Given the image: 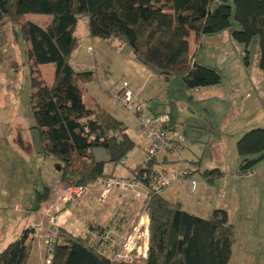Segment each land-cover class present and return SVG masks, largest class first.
Segmentation results:
<instances>
[{"label":"trees","instance_id":"obj_1","mask_svg":"<svg viewBox=\"0 0 264 264\" xmlns=\"http://www.w3.org/2000/svg\"><path fill=\"white\" fill-rule=\"evenodd\" d=\"M28 14L47 15L52 20L42 27L27 20ZM83 19L89 20L90 39L123 41L159 77H177L189 89L222 83L216 69L198 60L205 35L231 30L232 38L245 46L246 64L249 47L257 39L259 68L264 71V0H233V5L230 0H0V25L8 20L13 41H23L27 47L34 90L31 105L41 153L60 162V178L66 185L88 186L105 176L116 177L106 173L107 164L122 165L136 147L122 121L95 101L92 108L85 102L87 85L98 81V74L94 69L77 71L71 63L81 45L78 29ZM191 34L196 45L193 54ZM46 65L54 66L53 83L41 79L39 68ZM98 148L108 152V161L96 158ZM237 149L242 158L238 175H246L264 159V128L245 133ZM157 164L156 158L149 159L128 179L147 185ZM193 164L199 168L198 162ZM202 175L212 185L226 173L216 168ZM162 194L151 195L139 213L147 212L150 218V250L142 264H229L236 231L228 212L214 209L206 219ZM49 195L46 187L37 198L38 207ZM32 232V227L25 229L3 250L0 264H29ZM113 255L86 238L56 229L51 264H129Z\"/></svg>","mask_w":264,"mask_h":264},{"label":"rangeland","instance_id":"obj_2","mask_svg":"<svg viewBox=\"0 0 264 264\" xmlns=\"http://www.w3.org/2000/svg\"><path fill=\"white\" fill-rule=\"evenodd\" d=\"M230 2L233 5V0ZM46 16L28 14L27 20L38 25L41 23L48 25L52 19L48 17L49 21H45ZM7 24L9 22L5 20L0 25V223L2 221L7 223L10 217L5 214L9 210H11L10 215L17 214L14 213L16 203H20L25 208L38 207L37 198L40 193L45 192L48 181L60 178L56 174V165L60 162L55 158L45 157L41 153V136L39 130L35 128L36 121L31 105L34 90L26 44L21 41L15 46L9 35L10 27H7ZM88 24L89 20L83 19L79 25L78 34L81 37V45L76 59L83 63V68L90 67L97 71L98 81L91 83L89 87L93 97L98 100L103 109L106 108L107 112L119 117L120 121L128 127V133L136 143V147L128 155L130 157L128 165L144 166L149 157L145 149L147 142L139 129L137 130L139 121L134 113L116 103L113 98L114 92L120 90L125 84L135 90V81L132 82L130 75L124 72L114 48H110L108 43L92 41L88 37ZM208 36L212 38L213 35ZM8 40L12 44V52L16 55L13 66L6 62L7 56L4 55L3 58L1 55V51L6 49ZM207 42L208 44L206 41L202 43L198 51V59L200 63L220 73L222 83L220 88L218 87L220 91L218 94L205 95L203 90L189 89L181 79L172 77L169 80L164 78L148 80L147 87L140 91V96L149 105V109L167 114L177 126L181 127L186 136V147L180 152L183 157L182 165L185 168L193 169L195 167L193 163L198 162L199 167L201 166L204 171L219 168L239 177L238 181H230L228 192L223 196L226 198L228 207L230 206V222L236 231L230 264H264V229L257 228L259 216L255 218L256 211L254 212L253 209L257 194L264 192V180L259 181L264 178V159L248 174L238 175L242 158L237 149V142L245 133L253 128H264V71L259 68L258 41L254 39L249 47L250 55L247 65L243 44L234 40L232 45L223 43L218 47L213 44L214 42ZM88 45H93L95 52H92V47ZM3 52L5 54L6 50ZM241 68L244 71H241ZM108 69L114 74L107 73ZM39 70L42 80L48 84L53 83V65H46ZM146 79L147 77H142L137 83H145ZM236 79L239 81L236 82ZM102 84L105 87H102ZM229 98H232V102H229ZM86 103L88 107H92L91 101ZM191 144L200 150L198 161H194L193 156L191 157ZM162 157L163 155L159 154L156 158L157 168L172 170L179 164H176V167L167 168L164 161H161ZM171 158L178 161L177 156ZM112 167L113 165L108 164L106 171L110 172ZM118 167L122 168L121 165ZM203 172L194 173L195 179L204 180L201 174ZM242 176L249 177L242 179ZM218 181L219 179L216 180ZM177 184L168 188L165 195L172 194L174 188L178 187ZM214 184L215 182L212 185ZM216 187L219 189L220 185ZM116 192L118 193L115 194ZM116 192H113L104 203H100L97 196H94L92 206L98 210L107 209L106 212H110L112 210L110 205L114 202L116 195L122 206L114 208L110 218L116 222V225L119 224L118 227L123 232L135 224L143 202L134 199L130 192ZM195 193L183 187L180 193L181 200L186 203L191 201L194 204L197 202L198 197L195 195H198V190ZM223 197L219 194L210 202L216 205ZM239 205L246 206L239 209ZM6 208L7 213H5ZM247 209L250 211L248 214ZM210 216L211 214L206 219ZM42 222L47 225L48 220ZM102 248L107 254L112 252L103 244ZM30 264H44V260L39 257L37 251L33 253Z\"/></svg>","mask_w":264,"mask_h":264},{"label":"crops","instance_id":"obj_3","mask_svg":"<svg viewBox=\"0 0 264 264\" xmlns=\"http://www.w3.org/2000/svg\"><path fill=\"white\" fill-rule=\"evenodd\" d=\"M48 17H50V19H52L51 16H46V18H44L45 21H49ZM26 19H27V15H26ZM40 26L45 27L46 25L41 23ZM7 27H9V24H7ZM6 34H7V39H9L8 32H6ZM212 35H213V36H211L212 38H210L208 35L203 36L202 43H204V41H206V44H208L207 41H209L211 43L214 42L213 44H215L218 47L222 46L223 43H227L229 45H232V43H234L233 42L234 40H232L231 30H226V31H223V32H220L217 34H212ZM213 37H216V38L213 39ZM92 41H96V42L100 41L102 43H108L110 48L112 47L116 50L118 62L124 68V72L127 73L126 75H128V76L130 75L129 76L130 80L132 82L135 81L136 87H134V88H135V91H137L139 94H140L141 90L146 89L148 80H153L154 78L158 79V80H162V77L159 78L154 71H152L151 69L146 67L144 64H142L135 57L131 48L127 44H125L123 41L118 40V39H114V38L109 39V40L95 38V39H92ZM14 43L16 46L18 42H14ZM189 43H190V45H189L190 46V54H193V51H195V48H196L195 36L193 34H191L189 37ZM88 46L89 47L91 46L92 49L94 50V51L92 50V52H95V48L93 45H88ZM5 50H6V52L4 54L3 51H5ZM77 54H78V51L75 53V55L73 56L72 61H71L74 69H76L77 71L91 70L90 67L89 68H87V67L83 68V63L76 59ZM1 55L3 58H4V55L7 56L5 58L6 62H8L9 64H11L13 66L12 63L15 62L14 57H16V55H15V52H12V44L10 43V40H8V44L6 45V49H3L1 51ZM259 56H260V54H259ZM201 64L204 65V63H201ZM41 67H44V66H41ZM243 67H245L244 64H243ZM241 71H244V69L241 68ZM107 73L114 74L113 72H111L110 69L107 70ZM142 77H147L146 82L142 83V84L137 83L142 79ZM238 81L239 80L236 79V82H238ZM101 86L105 87L104 84H102ZM220 86H221V84L217 85V86L205 87V88H196V89H201V91L203 90V92H204L203 94H205V95H207V94L213 95V94H218V92H220L218 90L220 88ZM89 87H90V84L87 85V88L89 90V94L85 96V102L91 101L92 107H94V101L100 105L98 100L93 97L94 95L91 93ZM220 94H222V93H220ZM229 102H232V98L230 99ZM147 106L149 108L148 104H147ZM149 111L156 113V114L163 113V112L153 111V109H149ZM111 114H113V113H111ZM113 116L116 117L117 119H119L118 116H116L114 114H113ZM137 127H138L137 130H138L139 124ZM253 129H255V128H253ZM168 130H169L170 134L175 138L177 143L179 142L178 141L179 138H183V142L180 143L181 147L178 148L177 151L171 152V153H161L163 155V157L161 158V161H165L164 162L165 167L171 168V166L176 167V164H178V163L179 164L183 163L182 162L183 157L180 154V152H181V150H183L186 147V145H185L186 136H185L184 132L181 130V127L177 126V124L173 121L172 118H170V121L168 124ZM139 132H140V130H139ZM130 137H131V135H130ZM210 140H211V138H210ZM210 140H209V142H210ZM190 150H191V157L193 156V158L195 159L194 161H198V159L200 158L199 148L198 147L195 148V146L191 144ZM94 154H95L96 158L99 160H102V161H108L109 160V154L104 149H101V148L95 149ZM97 155H98V157H97ZM172 156H177L178 161L176 159H172L171 158ZM128 159H129L128 160V163H129V161H130L129 156H128ZM158 161H160V160H158ZM128 163L121 165L122 168H119L117 166L116 168L112 167L110 172L106 171V170L105 171L107 174L113 173L117 177L131 178L132 177V171L135 170L136 168L140 167V166H139V164L138 165L132 164L131 166H129ZM173 163H175V164H173ZM107 166H108V164H107ZM198 167H199V165H198ZM191 170H192L193 174L196 172H203L204 171V169H201V166L199 168H197L195 166ZM197 170H199V171H197ZM59 171H60L59 170V164H57L56 165V174L59 175V177H60ZM223 172H225V171L223 170ZM227 172H225L226 175L223 178L219 179L218 182L215 181L214 185L207 184L205 179L202 181H198L195 179L194 175L192 174V176L190 177V180L177 184L178 187L174 188L172 194L165 195L166 191L168 189L167 188L163 192L162 195L167 200H169L171 202L180 201L183 205V208L186 211L193 213L195 215H198L200 217H203V218H206L208 215L212 214L213 210L216 208L227 210L228 215H229V219L231 221V214L229 211L230 206L228 207V203L225 200L226 198L223 196L226 195V193L228 192V188L230 187V184H231L230 181H238L240 179H239V177H236L235 175H231ZM244 177L247 178L249 176H242L241 178L245 179ZM191 180L197 181V187L194 191L191 190ZM262 180H264V178L259 179L260 182ZM218 184L220 185L219 189H217V187H216V186H218ZM91 185H92V190H93L91 192V193H93L92 195H87L85 197L83 196L82 198H80L78 200H74V201L71 200L70 201L68 199L69 196H68V193L66 191L67 185L61 181V178H57L56 180L48 181L47 186L50 189L49 198L47 201L41 203V205L39 207H36L33 209L29 208V207L25 208L20 203H16L15 207H14V211H15L14 213H17V214L15 216L10 215L11 210H9V212H8V210L6 208L5 213H7V212L8 213L5 214V216H9L10 218L7 219V223L4 221H2L0 223V253L3 250H5L12 242L16 241L21 236L22 232L25 229L30 228V227H35L37 224L41 223L43 220H48L47 223H49V221L53 220V224L55 225L56 229L61 228V229H64L65 231H67L68 233L72 234L73 236L86 238L89 240V242L92 245H97L98 247H100L103 250H104V248H102V245H101L100 239H99V233H98L99 229L100 230L101 229H112V230L117 231L121 236H124L129 231L130 228L129 229L127 228V230L122 232L118 227L119 224L116 225V222L112 221V218H110L112 211H114V208L122 206V203L120 202L118 197L115 195V198H114L115 200L110 205V206H112L111 207L112 210L110 212H106L107 209L98 210V209L94 208L92 206V202L94 201V196H97V198L99 197V185L97 183H93ZM183 187L185 189L187 187V189H189L192 193H195V192L197 193V190H198V195H195L196 197H198L196 203L193 204L191 201L186 203L185 201L181 200V194L180 193H181V190L183 189ZM219 191H221V192H219ZM218 192H219V194H221V197H223V198L220 199L218 201V203H216V205H214L213 203L210 202V200L216 199L217 195H219ZM117 193L118 192H116L115 194H117ZM208 200H209V204H208ZM255 200H257V201H256V204L254 205V207H253V205H249V207H251V208L253 207L254 212L256 211L255 218L259 216V218L257 220V224H256L257 228L264 229V192L258 193ZM245 206L246 205H239V209H242ZM37 208H39V209L37 210ZM246 211H247V214L250 212V211H248V209ZM95 216H97V217H95ZM4 219H6V218H4ZM106 226H108V227L103 228ZM110 227H113V228H110ZM120 227H122V226H120ZM95 238H96V240H95ZM33 244H34V248H33L30 260H29V264L31 263V258H32L33 253H35L36 251L38 252L39 257L41 259H43L45 262L46 250H45V244H44L43 240L33 238ZM233 247H234V244H233ZM104 252H105V250H104ZM229 264H230V262H229Z\"/></svg>","mask_w":264,"mask_h":264},{"label":"built area","instance_id":"obj_4","mask_svg":"<svg viewBox=\"0 0 264 264\" xmlns=\"http://www.w3.org/2000/svg\"><path fill=\"white\" fill-rule=\"evenodd\" d=\"M114 101L125 107L129 112L134 113L139 121V130L147 142L146 155L149 159L157 158L161 153L175 152L180 148L183 138L177 143L168 130L169 116L164 113L155 114L149 111L147 103L140 94L129 88L126 84L114 92ZM128 157L122 160V165L128 163ZM192 170L179 164L172 170L162 168L154 169L148 184L123 177H103L99 185L100 203L106 202L109 196L116 191L130 192L134 199L144 202L153 194H162L170 186L190 180ZM147 178V176H146ZM197 187V181L191 180V190ZM68 199L78 200L91 193L92 185L75 186L67 185ZM33 228L32 237L43 240L45 244V262L51 264L55 253L56 228L53 220L44 224H37ZM100 243L110 248L114 253L113 257L121 262L129 264H142L148 259L150 250V218L147 212L139 215L132 228L121 236L117 231L106 229L99 235ZM119 249L116 253L114 249Z\"/></svg>","mask_w":264,"mask_h":264},{"label":"water","instance_id":"obj_5","mask_svg":"<svg viewBox=\"0 0 264 264\" xmlns=\"http://www.w3.org/2000/svg\"><path fill=\"white\" fill-rule=\"evenodd\" d=\"M59 170H60V165H59Z\"/></svg>","mask_w":264,"mask_h":264}]
</instances>
